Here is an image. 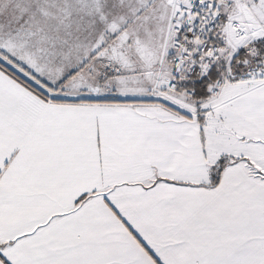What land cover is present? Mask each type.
I'll use <instances>...</instances> for the list:
<instances>
[{"label":"snow or ice","instance_id":"6c2138e0","mask_svg":"<svg viewBox=\"0 0 264 264\" xmlns=\"http://www.w3.org/2000/svg\"><path fill=\"white\" fill-rule=\"evenodd\" d=\"M0 264H264V0H0Z\"/></svg>","mask_w":264,"mask_h":264}]
</instances>
